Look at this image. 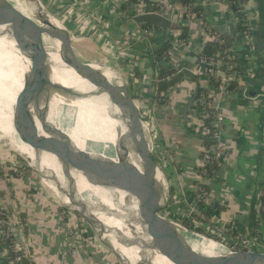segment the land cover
<instances>
[{
  "label": "crops",
  "instance_id": "0c3cea01",
  "mask_svg": "<svg viewBox=\"0 0 264 264\" xmlns=\"http://www.w3.org/2000/svg\"><path fill=\"white\" fill-rule=\"evenodd\" d=\"M10 1L15 7L30 10V17L34 14L30 5L23 1ZM40 1L76 35L85 36L78 37L82 54L128 72L133 82L132 92L143 108L148 109L152 120L156 154L163 158L158 163L167 175L172 200L176 195L177 200L195 201L197 169L204 142L191 135L196 132V116L192 110L187 121L184 118L185 105L192 97L196 83L186 79L169 91H159L158 83L164 80L159 77L164 71L171 73L175 64L184 68L192 65L196 75L202 71L199 58L209 41L203 23L227 41L246 86L237 87L245 92L240 91L235 97L232 94L236 89L227 92L220 102L224 103L219 110L224 117L222 141L229 156L222 161L216 179L213 177L206 205L217 207L215 216L220 222L241 225L243 232L247 230V224L252 230L259 227L255 219L254 222L250 219L260 215V194L264 185V0H240L238 7L242 20L233 0H193L203 20L176 17L172 20V29L161 28L148 38L141 37L140 26L134 22V5L128 15L119 11L120 6L131 0H110L108 4L104 0ZM173 25L188 29L184 46L171 45L182 33ZM53 41L50 38L51 45ZM167 44L170 47L164 57H157L156 52ZM115 48L126 50L127 61L122 65L113 64L101 51L114 54ZM133 69L139 71V80L133 79ZM197 82L200 86L198 78ZM204 86L214 85L206 81ZM161 94L166 99H161ZM11 177L14 178L3 184V197L8 208L15 211L25 225L24 240L33 264H118L115 256L96 242L85 240L81 233L79 236L70 234L63 207L37 178ZM261 231L264 234V226ZM7 261L0 243V264H8Z\"/></svg>",
  "mask_w": 264,
  "mask_h": 264
},
{
  "label": "bare ground",
  "instance_id": "6f19581e",
  "mask_svg": "<svg viewBox=\"0 0 264 264\" xmlns=\"http://www.w3.org/2000/svg\"><path fill=\"white\" fill-rule=\"evenodd\" d=\"M30 9L34 13L31 4ZM14 10L11 5L0 12L3 22L0 26V141L25 157L57 198L87 212L85 219L99 240L119 253L123 264H138L142 252L155 254V264H174L151 250L129 247L125 241V237L133 238L129 226H134L138 237L145 236V227L139 218L137 200L122 185L124 166L134 156L130 144L117 141L126 132L119 120L124 111L109 100L110 92L125 93L124 76L117 68L105 67L106 91L86 98L85 94L96 91V87L67 66L70 55L64 54L61 43L54 40L52 48H46L53 78H46L39 61L26 57L12 38L13 35L17 40L23 39L24 34L31 40L19 13ZM61 80L69 93L64 91ZM69 94L78 100L68 98ZM29 100L21 110L22 103ZM20 116L35 128V133L23 126ZM45 139H56L64 155L46 151L42 141ZM91 162H101L104 164L101 167L109 170L113 168L120 174V184L105 183L102 173L99 176ZM125 204L128 214L124 212ZM127 217H130L129 223ZM160 222L165 251L181 255L194 253L215 264H246L253 258L240 256L219 242L187 230L166 215Z\"/></svg>",
  "mask_w": 264,
  "mask_h": 264
},
{
  "label": "water",
  "instance_id": "95a60500",
  "mask_svg": "<svg viewBox=\"0 0 264 264\" xmlns=\"http://www.w3.org/2000/svg\"><path fill=\"white\" fill-rule=\"evenodd\" d=\"M18 1H23L26 5L31 4L34 9V14L32 15V17L25 15L21 11L19 12L20 20L22 24L27 28L31 40L24 38L17 40L12 35V38L17 43L21 52L26 57L37 59L45 77L48 79H52L53 68L51 67L49 62V56L44 43V39L46 37H49L59 41L61 43V51L64 54L70 55V60L66 62L67 66L69 68H72L79 76H81L82 79L88 81L97 89L90 94H85V97L93 98L97 95L103 94V92L106 91L107 87L104 76V68L110 67L114 70L117 69L113 66L94 61L86 54H82L79 46L78 36L67 26L65 21L61 20L57 15L51 12L40 0ZM12 4H14V2L10 0H0V12L5 8L11 6ZM133 19L134 22L140 27L151 25L167 30L172 29V21L159 13L149 12L145 14H139L135 15ZM53 21L57 22L60 26H56ZM2 24L3 22H1L0 20V26ZM192 69V65H189L178 72L171 79H164L159 81L158 83L159 91H169L170 89L178 86L186 79L196 83V87L192 94V97L185 105V121H187L189 113L192 110L194 102L200 92V86L197 82V75L193 72ZM125 84V93L114 94L110 92L111 96L109 100L114 106L124 111L123 116H120L119 120L126 127V132L124 134H121V136L117 138V141L130 144L134 149V156L124 166L122 172V185L124 191L137 200L139 208V218L142 226L145 227V236L138 237L135 234L136 230L134 226H129V229L133 234V238L125 237L126 244L129 247H138L142 251L151 250L156 254L165 256L174 264H215L207 258L201 257L194 253L181 255L175 251H165L163 241L164 230L161 225L160 219L165 217L164 214L170 205L171 188L168 180L164 175V172L162 171V168L160 167L158 161L155 159L154 153L156 150V142L154 133L148 125L144 108L142 104L131 93V87L126 82V80ZM228 85L229 83L226 82L224 85L225 90H227ZM113 91L118 90L113 88ZM240 91L243 93L245 92V89H236L232 95L235 97ZM29 102L30 100L27 103L26 101L23 102L21 105V110L24 109L29 104ZM222 103L219 106V110L222 108V106H224V103ZM20 117L22 119L21 123L23 124V126L29 132L35 133V128L31 126L27 120L23 119V116ZM191 135L202 140L203 142L216 143L218 141L217 138L204 137L196 132L192 133ZM42 141L46 144V151L53 154L55 153L58 156L64 155V152L59 147L56 139H45ZM102 164L103 163L101 162L99 164L91 162V167L99 176L102 173L103 181L105 183L111 182L112 184L118 186V184H120L121 182L120 174L114 171L113 168L109 170V168H106V166L105 168L101 167ZM33 169L36 170V168L34 167ZM58 199L61 201V205L65 206L69 211L80 214L84 217L88 215L87 212L71 207L67 205L62 199ZM124 208V212L128 214L129 210H126V204ZM129 220L130 217H127L128 223ZM169 220L174 221L171 218H169ZM186 229L189 230L188 228ZM195 233L204 236L209 240H213L214 242H219L214 238H209L197 232ZM148 238H150V240H148ZM228 249L231 250L230 248ZM233 251L237 252L240 256H252L253 258L248 260L246 264H264V253L262 252L238 250ZM113 252H115V254L121 260V255L115 250H113ZM154 260L155 254H153L152 256L142 252L141 259L139 260L138 264H155Z\"/></svg>",
  "mask_w": 264,
  "mask_h": 264
},
{
  "label": "built area",
  "instance_id": "2783aa9c",
  "mask_svg": "<svg viewBox=\"0 0 264 264\" xmlns=\"http://www.w3.org/2000/svg\"><path fill=\"white\" fill-rule=\"evenodd\" d=\"M174 0H138L136 5L133 6L135 9L132 10V16L139 14H145L149 12L159 13L171 21L175 20L176 17H186L187 19H192L196 17L195 15L186 12L188 11L187 7L177 5L173 3ZM239 2L240 0H233V5L237 9V13L241 18L239 11ZM242 20V18H241ZM206 38L212 42H218L220 45H224L225 41L223 37L211 30L208 25L205 23L202 24ZM161 28L155 26L149 27H140V34L143 38H148L150 35L154 34ZM251 30V27L249 28ZM81 35V34H79ZM77 36L79 38H84L85 36ZM171 45L173 47H181L185 45L184 40L175 39ZM199 64L202 66V71L198 74L197 78L201 82L200 92L197 99L194 102L192 113L196 116L194 128L196 133L208 137V138H217L216 143L205 142L202 150V155L199 161V166L197 169V191H196V202L200 206H204L208 202L209 190L213 177L209 174V166L213 162L218 163L221 166L224 158L229 156V150L225 147L222 138H223V122L224 117L219 111L220 102L224 94L229 92L225 90V83L229 84L235 83L238 87H245L246 81L243 78L241 70H239L237 63H235V55L231 50H227L224 53L221 52L215 58H199ZM226 67L229 70L228 73L224 71L217 70L218 68ZM184 67H181L179 64L173 66L171 74L165 79H171L178 72H180ZM216 79L221 84L216 87H205L204 83L212 82V79ZM146 81V80H145ZM199 82V83H200ZM161 99H166L164 94H161ZM147 122L149 127L153 131V126L149 119L148 114L145 112ZM155 138V137H154ZM157 148L155 150L154 156L156 155ZM163 171V170H162ZM3 180L2 171L0 170V185ZM261 206L264 202V185L260 194ZM259 215V227L258 232L261 230V227L264 226V208L260 207ZM68 210V209H67ZM63 216L66 224L69 227V232L73 236H79L78 224L74 222L75 214L71 211H63ZM25 225L22 220L17 217L15 211H12L8 206L3 204V193L0 188V243L3 246V251L7 254V263L8 264H33L32 256L28 250V247L24 240ZM251 240V239H250ZM256 242L262 243L263 237L257 236L255 239ZM252 242V241H251ZM244 245L241 248L237 246L229 247L231 250L238 251H253V252H262L259 250L261 246H256L254 243L248 241H243Z\"/></svg>",
  "mask_w": 264,
  "mask_h": 264
},
{
  "label": "rangeland",
  "instance_id": "374dc122",
  "mask_svg": "<svg viewBox=\"0 0 264 264\" xmlns=\"http://www.w3.org/2000/svg\"><path fill=\"white\" fill-rule=\"evenodd\" d=\"M109 1L110 0H104V3L108 4ZM17 2H20V1L17 0ZM16 5H17V3H16ZM19 7L18 6L15 7L13 4V8L18 13L21 11L25 15L30 17V10L26 11L27 9H25L23 7L22 8H19ZM23 36L25 39H27V37L24 34H23ZM44 43H45L46 48H52L49 37H46L44 39ZM101 51L105 55L108 56L107 59H109L110 62L112 61L113 64L122 65V64H124V62L127 61V57L124 55L126 53L125 49L115 48V50H113L114 54L113 53L111 54L110 52H106L102 49H101ZM101 58H103V57H101ZM55 72L57 75H59L57 71H55ZM118 72L125 77L126 82L130 85V87H132L133 82H132L131 78H129L130 76H129L128 72H126V70L122 71L119 69H118ZM61 82H62L64 91L69 93L68 86L65 84V82L63 80H61ZM131 93L133 94L132 89H131ZM69 95L70 96L68 98H71L73 100L77 99L74 96H72V94H69ZM138 100H140V99H138ZM144 108H145V112L148 114V111H147L148 109H146V107H144ZM151 125H152V121H151ZM60 138L62 139L63 136H61ZM6 145H7L6 142L0 141V170L2 171V176H3V180L1 182L0 188H1V192L3 193V196H4L3 184L7 183V181L14 178V177H11L12 175H16L18 177V179L19 178L20 179L25 178L27 176H32L34 178H37L40 181V183L43 184V186L45 187L44 189H46L47 192H49L52 196H54L57 203L61 204V201L54 195L53 191L45 185L42 175L38 171L33 169V167H31L29 161L25 157H23L18 151L16 152V150H14V149L6 146ZM161 158H162V156L160 154L155 155V159L157 161L158 160L160 161ZM164 175L167 179V175L165 173H164ZM196 179H197V176H196ZM172 195H171V198H172ZM178 203H181V204L178 205ZM3 204L6 207L7 204L5 202L4 197H3ZM62 207L66 208L65 206H62ZM212 208H214V209H212ZM204 210H206L207 214H209L210 221L206 220V217H205L204 212H203ZM217 211H218L217 207L212 206L210 208L207 205H204V206L198 205V203L196 202V196H195V201L193 203H188L184 199L177 200L176 195H174L173 200L172 199L170 200V205H169V207H168V209L164 215H166L168 218L171 217V219H173L175 222H179V223L181 221L187 220L188 222L191 223L192 227L201 229L205 233H208L209 235H212L215 238H220L221 240H217V241H219L221 244H224L228 248L233 247L234 245L239 247V248H241L243 246L246 247L248 245H244L243 241L249 240L250 244L254 243V245H256L257 247L262 245L260 248L258 247V249L264 252V234L261 230L258 232V227L256 229L252 230V229L248 228L249 224H247V230L245 232H243V230L240 229L241 225L237 227V226L231 225L230 223L225 224L224 221L220 222L215 216L217 214ZM179 212H181V214ZM74 218H75L74 222L76 224H78V228L80 230L79 233L84 235V236L83 235L82 236L84 237L85 240H88L90 242H96L100 247L105 249L109 254H111L112 256H115L118 264H123L122 261L119 259V257L115 254V252H113V250L108 245L103 244L99 240L97 234L92 229L91 225L88 223V221L85 219L84 216L75 213ZM254 219L256 220V225H257V223H259V215L256 216V218L254 216H252L250 219L251 222L252 221L254 222ZM215 220H217V221H215ZM192 232H195V231H192ZM257 236L263 237L262 243L256 242L255 240L254 241L252 240V239H255V237L257 238Z\"/></svg>",
  "mask_w": 264,
  "mask_h": 264
},
{
  "label": "trees",
  "instance_id": "16d2710c",
  "mask_svg": "<svg viewBox=\"0 0 264 264\" xmlns=\"http://www.w3.org/2000/svg\"><path fill=\"white\" fill-rule=\"evenodd\" d=\"M138 2V0H131L129 3L125 4V5H122L119 7V11L124 13L125 15L127 14L128 15V12H129V9L135 5L136 3ZM174 4H177V5H181V6H184V7H187L188 8V11L186 12V15L188 13H191L193 15H195L197 18H200L203 20V15L201 13V11L195 6L194 4V1L193 0H174L173 1ZM129 19H131V16L129 17ZM186 18V17H185ZM187 19V18H186ZM150 25L146 26V27H149ZM173 28L174 29H179L182 31L179 39L180 40H184L185 43L187 42V39H188V29L185 27V26H179V25H173ZM224 39V38H223ZM225 41V44L224 45H220V43L218 42H212V41H208L203 49V52L200 56L201 57H204V58H215L217 57V55H219L221 52H225L227 50H229V45L227 43V41L224 39ZM170 47V44H167L163 49H161L160 51L156 52V56L159 57V58H163L164 57V52H167L168 49ZM235 63H237V60H236V57H235ZM239 68V66H238ZM217 70H220V71H224L226 73L229 72V70H227L226 67H221V68H218ZM240 70V68H239ZM170 71L166 72H162L161 76L159 77L160 79H165L166 77H168L170 75ZM131 75L133 76V79L134 80H139L140 78V73L137 69H133L131 70ZM212 84L216 87H218L221 83L219 81H217L216 79H212ZM237 84L235 83H230L228 85V88L227 90L229 92H233L236 88H237ZM205 143V142H204ZM206 144V143H205ZM220 168V165L216 162H213L212 164H210L209 166V174L211 175V177H214L216 179V173L218 171V169ZM209 192H210V188H208ZM262 208H264V202L262 203ZM63 210L64 211H68L66 208L63 207ZM204 212V215L206 217V220L207 221H210V216L209 214H207L206 210L203 211ZM75 214V213H74ZM264 215V213H263ZM206 221V222H207ZM179 223V222H178ZM181 225L185 226L186 228L192 230V231H195L197 233H200V234H203L209 238H215L213 237L212 235H209L208 233H205L204 231H202L201 229H198V228H194L191 226V223L188 222L187 220L186 221H181L180 222ZM230 233V232H229ZM233 234V233H232ZM216 240H221L220 238H215ZM227 245V244H226ZM229 246V245H228Z\"/></svg>",
  "mask_w": 264,
  "mask_h": 264
}]
</instances>
